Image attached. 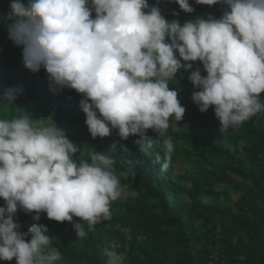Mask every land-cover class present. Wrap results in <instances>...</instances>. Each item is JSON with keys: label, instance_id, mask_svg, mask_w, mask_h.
<instances>
[{"label": "clouds", "instance_id": "obj_1", "mask_svg": "<svg viewBox=\"0 0 264 264\" xmlns=\"http://www.w3.org/2000/svg\"><path fill=\"white\" fill-rule=\"evenodd\" d=\"M175 2L185 13L194 11L188 0ZM195 3L226 6L218 19L209 15L180 24L166 20L148 0H11L4 19L8 38L23 46L24 67L33 73L43 67L50 91L67 88L83 97L68 137L55 122L31 119L32 113L0 119V261L61 259L45 225L19 231L18 209L35 213V221L40 213L57 222L80 218L73 223L78 238L87 236L84 222L92 229L111 218V202L124 195L119 176L128 172L118 174L116 161L99 152L96 140L111 144L116 130L121 140L138 136L140 150L147 152L153 146L145 140L147 130L159 137L170 118L180 121L186 111L169 87L179 70L202 64L206 76L196 68L188 77L199 89L191 99L201 113L213 108L221 134L264 110V0ZM21 92L22 87L5 90L0 105ZM157 146L167 170L174 144L164 138ZM103 254L105 264H119L112 250Z\"/></svg>", "mask_w": 264, "mask_h": 264}, {"label": "trees", "instance_id": "obj_2", "mask_svg": "<svg viewBox=\"0 0 264 264\" xmlns=\"http://www.w3.org/2000/svg\"><path fill=\"white\" fill-rule=\"evenodd\" d=\"M161 1L148 3L159 7ZM188 2L192 13L183 12L175 0H163L159 9L166 20L183 24L209 15L218 19L226 6ZM10 3L0 0V97L9 88L22 87V92L11 104L3 101L0 119L40 114L28 116L42 123L55 122L67 137V130L74 135L73 117L82 94L67 88L54 93L43 67L35 73L24 67L23 46L14 45L7 34L4 17ZM196 68L207 75L197 61L169 81L186 111L180 121L170 118L169 128L159 137L147 130L145 140H152L153 145L147 152L140 150L138 136L121 140L116 130L111 133V144L96 140L99 152L116 161L117 173L128 172L119 176L124 195L111 202L110 219L92 229L84 222L87 236L78 238L73 223L80 218L57 222L40 213V220L35 221V213L18 209L14 220L21 226L19 231L27 232L33 224L48 228L53 246L61 252L56 264H105V249L119 256V264H264V110L221 134L213 108L201 113L192 102L193 92L199 89L188 77ZM164 138L174 144L167 170H162L164 155L157 146V139ZM113 145L116 149L109 151ZM74 160L79 162L81 157ZM178 164L182 172L177 171Z\"/></svg>", "mask_w": 264, "mask_h": 264}, {"label": "rangeland", "instance_id": "obj_3", "mask_svg": "<svg viewBox=\"0 0 264 264\" xmlns=\"http://www.w3.org/2000/svg\"><path fill=\"white\" fill-rule=\"evenodd\" d=\"M177 171H179V172H182L183 171V167L181 165H179V164L177 165Z\"/></svg>", "mask_w": 264, "mask_h": 264}]
</instances>
